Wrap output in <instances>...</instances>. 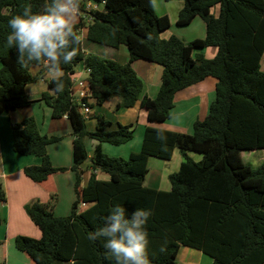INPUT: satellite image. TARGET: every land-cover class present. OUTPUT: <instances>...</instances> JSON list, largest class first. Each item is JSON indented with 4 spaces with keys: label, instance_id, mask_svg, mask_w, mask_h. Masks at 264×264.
I'll use <instances>...</instances> for the list:
<instances>
[{
    "label": "trees",
    "instance_id": "16d2710c",
    "mask_svg": "<svg viewBox=\"0 0 264 264\" xmlns=\"http://www.w3.org/2000/svg\"><path fill=\"white\" fill-rule=\"evenodd\" d=\"M103 1L102 10L87 11L85 0H78L77 12L92 17L85 38L107 47L124 44L129 61L121 64L84 53L78 44L72 61L61 65V79L46 80L52 94L42 92L39 101L50 108L51 117L65 115L72 129L75 199L66 215L54 214L55 194L48 202L27 203L25 212L41 235H17L14 246L33 264H115L103 239L89 236L102 226L111 207L122 205L129 215L138 207L152 212L146 225L151 264H173L180 246L202 251L212 264H264V162L252 168L240 156L242 149L264 148V71L259 67L264 51V0H182L175 24L185 26L195 16L205 23V36L188 42L176 35L161 37L170 22L155 12L152 0ZM26 4L39 10L44 0H0V114L32 102L24 88L38 75H32L29 67L45 61L22 64L15 50L5 45L8 19ZM84 24L80 17L74 30L78 33ZM206 46L217 48L213 57L199 51ZM136 59L161 66L153 98L140 97L142 80L130 65ZM79 64L88 70V94L83 101L89 97L101 104L116 96V105L130 107L139 100L151 122L169 116L177 91L205 78L215 79V97L206 116L194 121L191 134L163 129L166 139L161 141L155 134L161 128L147 125L139 150L127 157L109 156L101 143H125L133 137V128L119 125L109 130L110 122L98 115L95 130H86L85 118L71 97V79ZM58 83L62 84L59 92ZM11 133L13 151L41 158L40 164L23 168L32 181L41 182L67 169L53 166L47 145L58 138L40 133L32 117L13 123ZM85 136L97 141L90 156ZM175 148L182 160L168 175L169 189L146 186L148 157L169 160ZM192 152L201 158L194 160ZM82 164L90 173L81 187ZM96 170L106 173L107 179L97 178ZM4 200L0 182V201ZM81 203L86 206L79 210Z\"/></svg>",
    "mask_w": 264,
    "mask_h": 264
},
{
    "label": "crops",
    "instance_id": "0c3cea01",
    "mask_svg": "<svg viewBox=\"0 0 264 264\" xmlns=\"http://www.w3.org/2000/svg\"><path fill=\"white\" fill-rule=\"evenodd\" d=\"M160 2L161 4H155L154 0H152L154 10L158 15H166L170 22L169 28L161 33V37L167 38L170 35H176L183 41L188 42L205 36V23L199 16L193 17L191 22L185 26L175 24L178 11L182 8L183 2L182 4L181 2L168 4L167 0H160ZM102 7V5L99 6V8ZM211 11L215 15L217 12L216 6ZM84 22H87L86 19ZM84 28L86 31V26L80 28L82 38L79 43L84 53L98 54L105 58L116 60L121 64L129 61L128 49L124 44H120L117 48L94 44L86 40L85 32L84 34L82 32ZM199 51L206 58H211L216 54L217 48L215 46H206L199 49ZM130 65L142 80L140 97L143 95L149 98L155 97L160 85L161 66L145 59L133 60ZM259 67L264 71V51ZM29 71L32 75H38L39 81L37 82L39 89L32 88L31 83L25 85V93L32 102L27 106L0 114V182L6 195V199L0 201L1 264H33L24 253L15 248L13 243L17 235H27L34 238H39L41 235L38 227L26 214L22 204L34 200L48 202L51 194H55L54 214L66 215L69 213L71 204L75 199V172L70 169L73 163V134L70 123L65 115L57 118L51 117L50 108L42 104V101H39L42 92L47 90L49 94H52V90L48 88L45 81L47 78H51L48 62L44 61L40 65L33 64L29 67ZM87 77L88 72L82 64H79L72 76L73 90L78 89V85L73 80L74 78L87 79ZM45 85L47 87L46 90H44ZM214 88L215 79L208 77L177 91L174 94L173 107L170 109L169 116L161 122L149 121L147 111L140 107L139 100L130 107H122L116 105L118 100L116 96L106 99L101 104H96L93 98L88 97L86 102L89 111L87 116L84 117L85 127L89 132L94 131L97 125L96 116L98 115L103 116L110 122L109 130H115L119 125H132L133 137L125 143L119 145L101 143V149L105 154L127 157L130 152L140 149L143 132L147 125L191 134L194 121L206 116L208 106L215 97ZM27 117H32L35 120L40 133L58 138L47 145V153L54 167L67 168L64 171H56L48 175L41 182H34L23 173L25 166L38 165L41 162V158L31 154L22 155L12 149L11 125ZM83 141L87 154L90 156L91 152L89 153V151L93 150L97 141L89 136H85ZM194 155L200 154L196 152L190 153L193 159L195 158ZM240 156L244 163L256 168L264 162V148L242 149L240 150ZM181 160L182 157L177 148L173 150L169 160L153 156L148 157V170L145 174L144 184L149 187L168 190L170 187L168 175L178 169ZM80 168L82 170L80 186L82 187L88 180L90 169L86 164H82ZM96 175L97 178L107 179V174L102 171L96 170ZM10 190L14 194L12 197ZM85 206L83 204L79 205V210ZM212 262V258L202 251L193 247L180 246L173 264H212Z\"/></svg>",
    "mask_w": 264,
    "mask_h": 264
},
{
    "label": "clouds",
    "instance_id": "9594fccd",
    "mask_svg": "<svg viewBox=\"0 0 264 264\" xmlns=\"http://www.w3.org/2000/svg\"><path fill=\"white\" fill-rule=\"evenodd\" d=\"M77 11L78 0H44L39 10H33L30 4H26L8 19L10 31L5 45L15 50L22 64L47 61L51 79L59 81L61 65L72 61L75 45L82 38L74 30ZM56 91H62V84H57ZM164 131L156 129V138L165 140V135H161ZM151 214L150 209L138 207L129 215L124 206L115 205L89 239H103V246L115 264H151L146 227Z\"/></svg>",
    "mask_w": 264,
    "mask_h": 264
},
{
    "label": "built area",
    "instance_id": "2783aa9c",
    "mask_svg": "<svg viewBox=\"0 0 264 264\" xmlns=\"http://www.w3.org/2000/svg\"><path fill=\"white\" fill-rule=\"evenodd\" d=\"M103 4H104L103 0H101L100 2H96L93 0H85V9L87 11L102 10L103 7L99 8V6L100 5L103 6ZM77 14H78V12H77ZM85 19L89 23V22H91L92 17H91V15L87 14ZM78 33H79V31H78ZM86 71L88 72L87 69H86ZM73 80L78 85V89L73 90V82L71 79V83H72L71 84V89H72L71 97H72L73 101L78 104V107H79L81 114L83 115V117H85V116H87L88 111H89V107H88L87 103L85 101H83V98L87 97V94H88L87 79L74 78Z\"/></svg>",
    "mask_w": 264,
    "mask_h": 264
},
{
    "label": "rangeland",
    "instance_id": "374dc122",
    "mask_svg": "<svg viewBox=\"0 0 264 264\" xmlns=\"http://www.w3.org/2000/svg\"><path fill=\"white\" fill-rule=\"evenodd\" d=\"M154 2H155V4H161V2H160V0H154ZM177 2H181V4H182V1L181 0H167V3L168 4H177ZM86 13H78L77 15H76V17H75V22L74 23H76L78 20H79V18L80 17H82L83 18V21H85V17H86ZM78 19V20H77ZM87 23L88 22H85V24L83 25V27L84 26H87ZM78 31L80 32V28L78 29ZM82 32H83V34H84V32H85V28H84V30H82ZM80 35H81V32L79 33ZM82 36V35H81ZM48 79V78H47ZM46 79V80H47ZM45 80V81H46ZM32 82H34V83H32ZM32 82H30L31 83V86H32V88H34V89H37L38 87H37V82H39L38 81V78L37 79H35L34 81H32ZM29 84V83H28ZM39 89V88H38ZM47 89V87H46V85H45V87H44V90H46ZM47 91V90H46ZM45 91V92H46ZM48 92V91H47ZM42 104H44V105H46L44 102L42 103ZM47 106V105H46ZM88 147L91 149V146L88 144ZM93 151V150H92ZM92 151L90 150L89 151V153L91 152L92 153ZM29 155V154H28ZM32 155V154H31ZM91 155V154H90ZM150 157V156H149ZM194 159L195 160H198V159H200V155H194ZM101 175H102V173H101ZM108 177V176H107ZM83 178H84V176H83ZM11 190H12V188H11ZM11 190H10V192H11ZM12 193V195H11V197L12 196H14V194H13V192H11ZM5 199H6V195H5ZM35 201V200H34ZM32 202V201H31ZM31 202H28V203H31ZM27 204V203H26ZM25 203L24 204H22V206H23V208H24V210H25V205H26ZM82 205V203L80 204V206ZM84 205V204H83ZM1 221V220H0ZM13 243H14V240H13ZM16 248V247H15ZM17 249V248H16ZM0 264H1V261H0Z\"/></svg>",
    "mask_w": 264,
    "mask_h": 264
}]
</instances>
